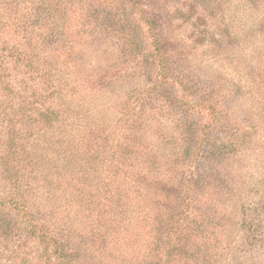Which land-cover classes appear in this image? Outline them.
<instances>
[{
	"label": "rangeland",
	"instance_id": "obj_1",
	"mask_svg": "<svg viewBox=\"0 0 264 264\" xmlns=\"http://www.w3.org/2000/svg\"><path fill=\"white\" fill-rule=\"evenodd\" d=\"M92 1L0 0V216L17 217L21 207L45 216L52 233L75 237L74 264H120L123 257L137 255L141 264L153 263L150 204L143 209L140 250L117 249L110 242L91 248V224L82 213L75 215L79 202H95L96 186L106 180L102 172L111 160L99 144L120 124L121 104L152 85L143 70H159L151 64L139 67L124 51L117 21L130 24L129 17L143 29L135 38L151 48L144 16L156 22L155 32L167 44L169 89L185 94L177 83L183 81L191 92L185 108L213 105L218 110L213 119L226 126L217 125L211 133L226 146L222 158H207L205 152L193 168L222 173L224 197L211 210L227 216L221 229L226 231L202 238L210 247L208 260L189 264H264V241L250 252L240 226L242 205L256 208L264 201V0H136L137 8L115 0L102 5L98 18ZM117 9L120 15L104 26L106 14L113 16ZM50 67V85L33 79V70L45 74ZM34 94H43L41 102L54 108L53 124L37 123ZM167 120L169 128L160 131L164 135L174 128L175 119ZM194 121L201 122L197 116ZM11 137L14 151L8 148ZM146 137L149 142L151 135ZM150 143L157 167L164 166L171 147ZM161 170H152L155 178L171 184ZM29 249L33 253L26 264H39L37 246ZM13 262L21 264L20 258Z\"/></svg>",
	"mask_w": 264,
	"mask_h": 264
},
{
	"label": "trees",
	"instance_id": "obj_2",
	"mask_svg": "<svg viewBox=\"0 0 264 264\" xmlns=\"http://www.w3.org/2000/svg\"><path fill=\"white\" fill-rule=\"evenodd\" d=\"M95 1L98 5L92 12H96L94 16L98 18L103 11L102 5L109 7L115 0ZM127 1L125 6L137 8L136 0ZM51 5H54L56 12L61 11L55 7L56 4ZM120 13L117 9L113 16L106 14L107 19H103V25L107 27L110 24L108 22ZM141 19L146 23L148 38L152 40L151 48L148 49L142 39L138 41L135 38V32L139 30L142 33L143 29L134 25L129 17L132 25L130 31L127 29L130 24L122 22V19L117 21L122 27L124 51L126 55L135 56L134 63L139 67L143 63L142 67L151 64L159 70L156 74L143 70L152 85L141 90L138 96L128 97L121 104L120 124L112 127L114 132L112 136H108L107 142L102 140L99 144L109 154L108 160H111V167L102 172L106 180L97 184L95 202H79L80 210L75 208V215L82 213V217L87 216L86 219L91 224L88 232L91 248L100 250L110 242L117 249L140 250L139 234L142 229L141 222L145 218L143 209L150 204L155 211L151 230L152 246L156 252L152 264H189L197 259L206 263L210 247L209 244H203L201 239H214L213 232L226 231L221 229L227 216L222 211L211 210L215 202L224 197V179L222 173H217L215 169L206 168L196 172L193 168L202 161L205 152L207 158H222L226 146L219 138L213 140L211 133L217 125L223 129L226 126L219 118L217 121L213 119L218 112L213 105L194 104L189 109L185 108V98L191 92L183 81L178 80L177 83L187 91L185 94L178 96L169 89V78L166 76L170 74L171 61L165 53L167 44L158 38L155 21L144 16ZM51 70L52 67L45 74L39 69L33 70V79L43 81L46 86L50 85ZM42 95L34 94V107L39 117L36 120L39 125H51L57 115L51 105L41 102ZM135 109L137 114H134ZM176 113L184 117L179 120L175 117ZM194 115L201 122L196 123ZM167 118L175 119L172 122L174 128L164 135L160 131L169 128ZM36 127L41 128L38 124ZM218 130L221 131V128ZM148 134L151 135L149 142L146 137ZM150 142L163 144L166 148L171 147L170 157L164 160V166L157 167L156 154L153 153ZM16 146L15 137L9 138V150L14 151ZM179 167H184L188 172L180 174ZM157 169H162L161 172L171 184L155 178L152 170ZM19 209L17 217H13L10 212L0 216L1 264H14L15 258H20L21 264H26L29 255L33 253L29 249L32 244L38 248L36 260L39 264H51L54 259L60 264H74L72 253L76 251L71 248V243L75 237L65 235V232L52 233L46 218H43L45 216L37 217L29 209ZM241 209L243 219L240 226L244 248L253 253L258 243L264 241V201L256 208L254 205H242ZM141 261L142 258L138 255L129 256L123 257L120 264H141Z\"/></svg>",
	"mask_w": 264,
	"mask_h": 264
}]
</instances>
